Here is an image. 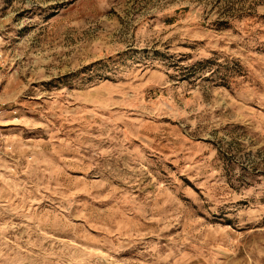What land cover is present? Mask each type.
Returning a JSON list of instances; mask_svg holds the SVG:
<instances>
[{
	"label": "rangeland",
	"instance_id": "obj_1",
	"mask_svg": "<svg viewBox=\"0 0 264 264\" xmlns=\"http://www.w3.org/2000/svg\"><path fill=\"white\" fill-rule=\"evenodd\" d=\"M0 264H264V0H0Z\"/></svg>",
	"mask_w": 264,
	"mask_h": 264
}]
</instances>
